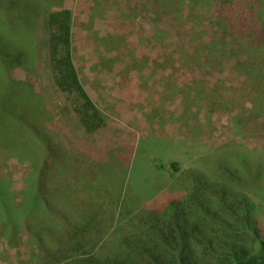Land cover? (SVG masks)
Listing matches in <instances>:
<instances>
[{
	"label": "rangeland",
	"instance_id": "374dc122",
	"mask_svg": "<svg viewBox=\"0 0 264 264\" xmlns=\"http://www.w3.org/2000/svg\"><path fill=\"white\" fill-rule=\"evenodd\" d=\"M31 1L30 27L5 32L6 42H32L25 68L0 76L14 82L0 102L12 96L33 150L0 147V264H76L113 249L151 211L162 215L169 199L186 203L191 172L203 169L219 183L222 174L205 162L216 157L233 171L227 196L210 192L208 205L229 216L234 230L192 210L187 224L199 223L201 232L189 242L206 264H233L223 257L225 243L257 250L253 231L264 239V79L254 73L264 71V0ZM62 10L72 12L81 91L102 123L90 132L80 93L61 92L47 60L43 20ZM29 127L42 142L28 136ZM233 204L237 215L224 206ZM91 220L98 233L85 225ZM209 225L214 249L204 238ZM143 242L152 246L149 234Z\"/></svg>",
	"mask_w": 264,
	"mask_h": 264
},
{
	"label": "trees",
	"instance_id": "16d2710c",
	"mask_svg": "<svg viewBox=\"0 0 264 264\" xmlns=\"http://www.w3.org/2000/svg\"><path fill=\"white\" fill-rule=\"evenodd\" d=\"M212 6L211 3H209ZM34 3L31 0H0V76L5 77L9 70L12 68H25V64L29 61L31 53L32 42L25 41L23 47L6 42V31L11 27L17 28L18 24L23 23L30 27L31 18H33L32 8ZM260 7H256V14ZM36 13V12H35ZM221 13V12H220ZM261 15V14H260ZM260 17V16H259ZM258 17V18H259ZM255 21H258L254 17ZM71 20L72 12L69 10H62L58 12H49L43 20V28L45 32L46 52L48 56V63L51 67L56 87L64 93L79 92L83 100L81 107V123L86 132H90L95 128L101 126L99 114L95 109L89 98L81 91L78 74L73 65L71 58ZM2 24H4L2 26ZM248 25V24H247ZM231 29V28H230ZM31 37V36H30ZM3 38V39H1ZM10 43V44H9ZM18 46V47H17ZM246 61V59H245ZM256 78L261 77L264 79V71L261 73H254ZM7 79V77H6ZM5 82L12 86L13 90L8 91ZM14 82L10 80L4 81L0 78V92H8L11 94L14 91ZM10 100L14 103L11 95H8L5 100L0 102V147L4 150L10 147L20 146L19 153H29L33 150V144L27 139L25 132L22 129L28 126L24 120L21 119L19 114V107L15 104L12 105ZM29 110L37 111V108L29 107ZM29 137L34 138L36 142H42V134H36L29 127ZM11 145V146H10ZM88 147H86V150ZM235 153V152H234ZM233 153V154H234ZM235 156V155H234ZM239 154L236 156V159ZM100 160V158H98ZM208 167L214 166L216 170L220 171L221 181L215 184L210 182L203 169H198L191 172L190 179L194 182V187L190 189V193L186 198V203L179 199H169L163 204L161 213L159 211H151L148 219H142V227L132 233L131 235H123L118 242V246L113 249L104 248L93 255L77 260L76 264H204L205 259H199L194 253L189 236L191 233L201 232L199 223L195 227L187 224V219L192 217L193 211H203L207 215L213 217L215 224L218 221L225 227V231L231 232L234 230V225L230 221L229 216L219 215L211 212L209 206L211 204L212 196L209 193H214L227 196V182L228 177L232 176V167L229 160L219 159L216 157L214 160L205 161ZM98 165L101 169L109 170V166L104 162H99ZM6 175L0 173V198H3L6 192ZM5 182V183H4ZM8 182V181H7ZM202 193V197H200ZM217 202V200H215ZM238 203V202H237ZM209 204V205H208ZM229 211L237 215L239 210L236 204L224 205ZM193 207V208H192ZM193 210V211H192ZM149 212V211H148ZM211 213V214H210ZM6 219L10 218L11 213L6 214ZM4 216V215H2ZM0 215V221L1 217ZM247 217V216H246ZM3 219V218H2ZM248 228L254 229V224L247 218ZM87 228L92 233H98V226L94 225V220L87 222ZM9 226V225H6ZM13 227V226H12ZM14 228V227H13ZM250 229V230H251ZM210 234L204 235L208 240L210 248L215 245L217 238L211 236V232L215 231L211 225L206 228ZM151 232V233H150ZM256 234L257 250L247 251L241 248L240 251L233 247V244L225 243L224 249L226 252L223 257L231 259L233 264H264V239L256 229L253 231ZM151 238V245L146 246L143 242L148 236ZM219 242V241H218ZM216 246H221L218 243ZM214 249V247H213ZM231 252V255L228 252ZM206 264V263H205Z\"/></svg>",
	"mask_w": 264,
	"mask_h": 264
}]
</instances>
